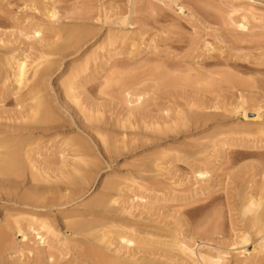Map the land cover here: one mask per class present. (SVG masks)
Here are the masks:
<instances>
[{
  "label": "rangeland",
  "instance_id": "1",
  "mask_svg": "<svg viewBox=\"0 0 264 264\" xmlns=\"http://www.w3.org/2000/svg\"><path fill=\"white\" fill-rule=\"evenodd\" d=\"M22 1L0 0V59L13 57L25 65L20 84L12 79L11 65L0 66V137L14 130L28 137L26 142L30 141L31 145H27L33 149H28L32 151L28 165L32 161V171H37L43 181L36 184V174L30 180L32 171L29 172L27 163L19 180L9 176H4V180L0 175V224L6 226L4 231L8 236L0 264L11 260L15 264H27L28 259L31 263L40 260L39 264H45L30 248L48 249L51 242L53 247L48 252H52L54 264L78 263L84 253L91 255L101 250H95L101 243L94 245L92 240L100 237L93 233L100 231L97 223L102 222L115 223L116 228L133 227L129 234V228L121 226V229L136 242L119 243L122 231L113 226L111 231L107 224L113 236L108 230L104 231L105 235L109 232L113 240L108 236L109 242L104 241L111 246L103 244L107 250L103 246L99 248L108 261L184 264L183 255L171 245L180 240L194 251L204 244L219 246L229 252L230 260L244 258L240 251H245L255 259L261 258L260 263L264 264V255L251 252L259 243L256 236H251L245 246L239 245L238 238L242 227L238 195L248 193L251 183L256 193H264L260 178V171L264 170V0L247 2L255 8L254 14L244 12L235 0H59L57 3L48 0L49 7L47 0H42L37 6L40 12L29 10L30 4ZM44 6L47 11L54 9L57 17L47 20L42 13ZM29 24L45 25L42 43L16 34ZM57 24L62 28H79L84 33L86 30V36L83 34L85 37L76 43L63 42L60 33L54 37ZM114 35L123 37L106 45L107 38ZM44 41L54 44L52 47L58 51L49 44L51 49L46 48ZM2 42L6 43L5 47ZM42 56L44 60L47 58L48 65L52 60L50 67L46 61L42 62ZM43 64L48 67L45 72ZM36 67L44 72L43 76L41 71V75L35 72ZM68 78L81 86L71 92L73 97L65 94L62 87ZM37 86L41 87V95L52 115L48 123H39L40 115L32 112ZM240 106L249 110V119L243 118L241 109H237ZM256 127L262 132L247 136ZM240 129H246L247 134L245 131L241 134ZM68 138L69 144L79 142L87 148L86 164L81 168L83 171L79 168L84 174L79 177L85 178L87 173L88 181L85 178L69 184L66 178L69 173L74 174L73 167L70 168L74 148L62 145ZM60 151L63 154H58ZM201 165L209 171L205 178L192 174L194 167ZM68 171L72 173L65 177L66 185L64 176ZM61 172L64 181L59 179ZM107 185L112 186L111 190L105 188ZM12 193L16 197L40 196L47 203L46 197L53 199H48L51 201L48 207L44 202L43 210L25 209L11 202ZM54 196L58 198V206ZM65 196H71L70 200ZM97 197H105L108 205L104 208L96 205ZM90 200L91 204L87 203ZM13 212L21 215L20 218L25 214L21 218L25 236L12 225ZM42 214L50 218L59 236H44L49 246L46 241L40 243L36 225L32 227L34 230L26 228L32 215V219L43 220ZM2 216L8 218L6 223ZM26 216H29L28 225ZM89 218L96 221L93 226L94 223L98 226L92 231L98 230L90 232L93 234H89L93 237L90 240L87 233L76 234L77 238L69 224L85 219L89 222L79 224H92ZM199 226H204V230L207 226L209 233L203 235L202 229L200 235ZM63 239L70 241L67 247L66 241L61 243ZM142 240L144 245L140 244ZM236 240L238 245H233ZM55 246L59 249L55 250ZM94 260L92 257L90 262L83 261L93 264Z\"/></svg>",
  "mask_w": 264,
  "mask_h": 264
},
{
  "label": "bare ground",
  "instance_id": "2",
  "mask_svg": "<svg viewBox=\"0 0 264 264\" xmlns=\"http://www.w3.org/2000/svg\"><path fill=\"white\" fill-rule=\"evenodd\" d=\"M20 1V0H19ZM42 0H23L22 2H24V3H29L30 5H29V10H36V9H38L37 8V6H38V4H40V2H41ZM50 1H53L54 3H57L59 0H50ZM235 1H237L239 4H240V8H242V10L244 11V12H247L248 14L249 13H253V11H255L254 9L255 8H253L252 7V5H250L249 3H251L250 1H252V0H235ZM247 2H249V3H247ZM47 5H48V7H49V2H48V0H47ZM47 5H45V6H47ZM26 6V5H25ZM40 6V5H39ZM45 6H44V10H42L43 12V15L45 16V18L47 19V20H53V19H55L56 17H57V13L55 12V10L54 9H50L49 11H47L46 9H45ZM23 7H24V5H23ZM28 7V6H27ZM47 8V7H46ZM26 9H28V8H26ZM48 9V8H47ZM39 10V9H38ZM39 12H40V10H39ZM254 14V13H253ZM125 22H126V20H124V24H125ZM52 26L51 27H53L54 25L53 24H51ZM57 25H58V27H57ZM57 25H55L56 27V31L58 32V34H54V35H56V36H54L55 38H57V36L59 37V33L61 34V36H62V39H61V41L63 40V42H67V43H76V42H78L79 40H81V39H83L85 36H86V30H85V33L81 30V29H77V28H69V27H67V28H62V25H60V24H57ZM45 25H43V27H44ZM59 26H61V27H59ZM41 25H39V24H29V25H26L25 27H22V28H20L19 30H17L18 32L16 33L17 35H21V37L23 36L24 38H32V39H36L35 41L37 42V39H38V41L39 42H43V32L45 31V30H47L45 27L43 28ZM242 27H244L243 25H242ZM84 29V28H83ZM51 31V30H50ZM83 34H85V36L84 37H82V35ZM12 35V34H11ZM82 37V38H81ZM120 37V38H119ZM123 36L122 35H118V36H115L114 35V37L112 36H109L108 38H107V40H106V45H111V44H113L117 39H121ZM81 38V39H80ZM3 41V40H2ZM46 41H48V40H46ZM46 41H44V42H46ZM4 43V44H3ZM50 43V42H49ZM49 43H47L46 42V44L45 45H47V44H49ZM3 44V45H2ZM2 47L4 46H6V43L5 42H2ZM50 45V47L52 48V49H54V51L55 50H57V48L55 49V48H53L52 46H54V44H52V46H51V44H49ZM48 46V45H47ZM43 47V46H42ZM44 47H46V46H44ZM49 46L48 47H46V48H50ZM50 48V49H51ZM48 51V50H47ZM52 51L53 50H51V54H52ZM58 51V50H57ZM44 53V52H43ZM44 54H47V52L46 53H44ZM4 57H6V56H4ZM44 57H45V55H44ZM47 59V58H46ZM44 60L43 59V56H42V58H41V60H42V62H45V64L48 62L47 60ZM1 60H3V59H0V61ZM12 61H14L13 63H11ZM49 61H51L52 62V60H49ZM51 62H50V64L48 65V63H47V65L50 67V65H51ZM39 64L41 65L42 63L41 62H39ZM38 64V65H39ZM2 65H6L7 67H9L10 65V67H9V69H11L12 68V79H13V81H14V83H16V84H20V81H21V79L23 78V76H24V72H25V65H24V63L23 62H20L19 60H17V59H15V58H13V57H11V58H9L8 59V57L7 58H5V60H3V61H1V63H0V66H2ZM9 65V66H8ZM38 65H36L37 67H38ZM47 65H45L44 66V64H43V66H42V69H44V72L45 71H47L46 69L48 68L47 67ZM37 67H36V71L35 72H37L38 71V74H40L41 75V73H42V70H38L37 69ZM45 67V68H44ZM2 69V68H1ZM39 71H41V73L39 72ZM43 72V73H44ZM43 73H42V76H43ZM34 75H36V74H34ZM75 82H72V80L70 79L69 80V78L66 80V82H65V84L63 83V86L62 87H64L63 89L65 90V94H71L72 95V97L74 96L73 94L74 93H71V92H75V90H78L81 86H78L79 84H74ZM40 88L41 87H39V86H37L36 87V94H34L33 95V97H32V100L33 101H35V103H34V105H35V108H34V110H32V112H34L35 113V116L38 114V115H40L39 117H40V120H39V118H38V122L39 123H48V121H51L50 119L52 118V115H51V113H49V108L47 107V105H46V100H44L43 99V93H41L42 91H40ZM42 94V95H41ZM128 96V95H127ZM136 98H137V101H139L140 100V96L139 95H137L136 96ZM46 101V102H45ZM34 105H33V107H34ZM33 107H32V109H33ZM238 110L239 109H241V113H242V116H243V118H247L248 117V113L247 112H249V110H247V109H245V108H243V107H241L240 106V108H237ZM253 110V109H252ZM51 111V110H50ZM258 112V111H257ZM34 113H33V117H34ZM253 113V112H252ZM188 115L190 114V112L189 113H187ZM192 114V113H191ZM49 115H51V116H49ZM187 115V116H188ZM186 116V115H185ZM190 116V115H189ZM191 116H193V114L191 115ZM179 117H181V119L184 117L183 115L181 116H179ZM178 117V118H179ZM194 117V116H193ZM255 117V116H254ZM252 118V117H251ZM250 118V119H251ZM256 118V117H255ZM184 119V118H183ZM186 119H187V117H186ZM190 119H194V118H191L190 117ZM190 119H188V120H190ZM195 119H196V116H195ZM194 119V120H195ZM248 119H249V117H248ZM256 119H258V118H256ZM179 121V123L181 122V120H180V118L178 119ZM254 120V119H253ZM178 127V126H177ZM180 127V126H179ZM259 127V126H258ZM253 128V127H252ZM250 129L249 130V128H248V130H247V132L248 131H250L249 133L250 134H248L247 136H249V135H251V134H255V133H257V132H262L263 131V129L261 128V127H259V129L261 128V130L262 131H260L257 127V130H255V129ZM236 130V129H235ZM234 130V133L237 131H235ZM240 131H241V129H240ZM243 131H245L244 133H246L247 134V132H246V129H244ZM243 131H241L242 133L241 134H244L243 133ZM252 131H254V133L252 132ZM29 132V131H28ZM1 133V132H0ZM238 133H239V131H238ZM237 133V134H238ZM262 133H264V131L262 132ZM246 134H245V136H246ZM259 134V133H258ZM239 135H240V133H239ZM241 136V135H240ZM242 136H244V135H242ZM28 138V137H27ZM27 138H25V136L23 135V133L21 134V132H18V131H16V130H14V131H12V132H10V133H8V135H6L5 134V136H1L0 137V175H3V177L4 176H9V177H17V179H18V176H21L20 174L23 172V170H24V168H25V166H26V163H27V168H28V166H30V169L31 170H29V172H31L32 170H33V167L31 168V166H33V165H31L32 164V161H31V164H29L28 165V163H30V159L32 160V157L30 156V153L32 152H30V150L32 149L31 147L29 148V146L27 145V144H29L30 143V141L28 142H26V139ZM224 141V140H223ZM71 141H70V139L68 138V139H66L64 142H62L63 144L62 145H72L71 146V148H74V149H72V152H73V156H72V159H73V162H74V160H75V162L73 163L72 162V164H71V166H70V168L72 169V167H73V169H72V171L74 172V174L72 173V171H68L67 172V174L64 176V178L68 175V173L69 172H71L72 174H70L69 173V176H67L66 178L69 180V184H70V182L71 183H77L78 182V180H83V179H85V180H87L88 181V179H89V177H88V175H87V173H85V175L88 177V179H87V177H79V175L80 176H82L84 173L82 172L83 171V169H81L82 167H83V165L84 164H86V156H88L87 155V148H85L84 146H83V144L82 145H80V144H69ZM224 142H226V141H224ZM224 142H221V143H224ZM234 142V141H233ZM75 143V142H74ZM228 143V142H227ZM240 143V142H239ZM216 144V143H215ZM219 144H220V142H219ZM29 145H31V143L29 144ZM217 145H218V143H217ZM216 145V147H218ZM28 149H30V150H28ZM89 149V148H88ZM222 149V146H220L219 145V150H221ZM33 150V149H32ZM90 150V149H89ZM89 152V151H88ZM58 154H63V151H60ZM32 155V154H31ZM227 156H229V155H227ZM27 157V161L25 160V158ZM31 157V158H30ZM28 158H30V159H28ZM64 159V158H63ZM197 160H199V159H197ZM201 160V159H200ZM29 161V162H28ZM203 161V160H202ZM202 161H200V162H202ZM204 162H205V160H204ZM61 163H63L64 164V161L62 160V162ZM77 163V164H76ZM80 164V165H79ZM62 165V164H61ZM80 167H79V166ZM82 165V166H81ZM156 166V168H157V165H155ZM154 166V167H155ZM76 167V168H75ZM79 168L82 170V171H80L79 170ZM70 169V170H71ZM26 170V169H25ZM80 171V172H79ZM82 172V173H81ZM31 173H33L34 174V176H33V174L31 175ZM30 173V176H32V177H30L31 179L30 180H34V178L37 176V178L38 179H36L35 178V183L37 184V182H39V181H43V179H40L39 177H40V175L37 173V171L36 172H31ZM62 173V174H61ZM60 173V175H61V178H59V179H62L61 181H64L65 179L64 178H62L63 177V172H61ZM208 173H209V171H208V169L206 168V166L205 165H201V167H194V169H193V175H197L198 177H200V178H205V177H207V175H208ZM260 173L262 174V177H260L261 178V181H262V183H264V175H263V173H264V170H262V171H260ZM35 174H36V176H35ZM76 175H77V177H76ZM84 175V176H85ZM1 177V176H0ZM69 177V178H68ZM79 177V178H78ZM41 178H43V176L41 175ZM3 179V178H2ZM22 179V178H21ZM47 179V178H46ZM64 179V180H63ZM66 179V180H67ZM4 180H5V177H4ZM19 180V179H18ZM29 180V181H30ZM64 181L65 183L67 182V184L66 185H68V180L67 181ZM85 180H83V181H85ZM15 181H17L16 179H15ZM32 181H30V182H32ZM45 179H44V183H45ZM82 181V182H83ZM21 182V181H20ZM49 182V178L47 179V181H46V183H48ZM81 182V181H80ZM34 183V182H33ZM39 183H41V182H39ZM251 183V182H250ZM253 183H251V185L249 186V191H248V189H247V192L248 193H246V191H245V193H242V194H239L238 196H239V205H238V207H239V213H238V215H239V218L241 219V224H242V227H241V231H240V233H239V235L240 236H238V238L240 239V244L239 245H243V246H245L250 240H251V236H256V238L259 240V243L257 244V246L256 247H254L253 249H252V253H256L257 252V254H260L261 256H263L264 255V193L262 194V191L261 192H259L260 194H258V193H256V191H255V185H252ZM65 185V184H64ZM82 185V184H81ZM85 185H87V184H85L84 183V186ZM72 186V185H71ZM74 186V185H73ZM80 186V185H79ZM248 187V186H247ZM246 187V188H247ZM82 188V187H81ZM106 189H108V190H111V188H112V186L111 185H107L106 187H105ZM258 188V187H257ZM263 188V187H262ZM81 190V189H80ZM246 190V189H245ZM262 190V189H261ZM11 192V191H10ZM81 192V191H80ZM83 192V191H82ZM110 192V191H109ZM116 192V191H115ZM263 192H264V189H263ZM117 193V192H116ZM12 194H14V193H12ZM65 194V193H64ZM75 194H77V191H76V193ZM263 196H262V195ZM5 196L6 195H8L7 194V192H6V194H4ZM10 195V194H9ZM18 195V194H17ZM69 195V194H68ZM67 195V196H68ZM12 196V195H11ZM43 196V195H42ZM67 196H65V199L67 200V199H69L70 200V197L71 196H69V198H66ZM53 197V196H52ZM57 197V196H56ZM59 197V196H58ZM61 197V196H60ZM143 197V196H142ZM5 198V197H4ZM8 198V197H7ZM12 198V197H11ZM42 198H44V197H42ZM47 198V201L50 203L51 201H49V200H52V199H49V197H46ZM45 198V199H46ZM98 198V197H97ZM111 198V197H110ZM138 197H136V199H137ZM9 199V198H8ZM49 199V200H48ZM54 199H56L55 200V204L57 205H59V203H57L58 202V198H55V196H54ZM61 199V198H60ZM63 199V198H62ZM141 199V198H140ZM43 199H40V196H38L37 198L36 197H34V196H32V195H26V196H22V197H16V194H14V196H13V198H12V201L11 202H14V205H18L19 207L21 206V208L22 207H25V209H26V207H30V208H32V210L33 209H35V210H37V209H41V210H43L46 206L44 205L45 203H47L46 201H42ZM96 200V198H94V199H92V201H95ZM116 200L117 199H115L114 198V203H116ZM142 200V199H141ZM41 201V202H40ZM106 199H105V197L103 198V197H100V198H98L97 199V203L96 202H94L96 205H98V206H106ZM6 202V201H5ZM43 202V203H42ZM61 202H63V201H61ZM112 202V201H111ZM49 203H47V207L48 206H50V205H48ZM87 203H89V204H91V200L89 201V202H87ZM94 203L92 202V204L94 205ZM146 203V202H145ZM53 204V203H52ZM64 204V203H63ZM110 204V203H109ZM113 204V203H112ZM55 205V206H56ZM57 205V206H58ZM108 205V204H107ZM54 206V207H55ZM60 206H61V204H60ZM89 205H87V207H88ZM95 206V205H94ZM53 207V206H52ZM27 208V209H28ZM43 208V209H42ZM93 208H95V207H93ZM101 208V207H100ZM104 208V207H103ZM98 209H99V207H98ZM97 209V210H98ZM96 210V209H95ZM12 211V210H11ZM10 211V212H11ZM18 211H20V210H18ZM31 211V210H30ZM94 211V210H93ZM100 211H101V209H100ZM15 212H17V210L15 211ZM42 212H44V211H42ZM14 213V212H13ZM20 213V212H19ZM23 213H25L24 211H23ZM27 213V212H26ZM35 213V212H34ZM4 214V213H3ZM2 214V215H3ZM15 214L16 213H14V215L13 214H10V215H12L13 217H9L10 215H9V213L7 214L6 213V215H8V217L9 218H13L12 220H11V223H12V225L14 226V228L16 227V229H17V232H22L23 233V231H21L22 229H24L23 228V226H22V224L24 223L23 221L24 220H22L21 218H23L24 217V215H22L23 217H21L20 218V216L21 215H19V214H16V216H15ZM29 214V213H28ZM28 214H26V215H28ZM30 214H32V213H30ZM107 214H109V213H107ZM5 215V216H6ZM17 215H19V216H17ZM44 217H43V220H40V218L38 217V218H36L35 216H34V218H36V219H32L31 217H33V215L30 217V223H29V226L28 227H26L27 229H30V230H32L33 228L32 227H34L35 228V226L34 225H36L37 227H36V229H37V231H40L39 233L37 232L36 233V235H38L39 236V241H40V243L41 244H44L45 243V241H46V236L48 235V234H50V237L52 236L53 238L55 237H59V236H57V229L56 230H54L55 228H53L54 226H52V224H51V222L49 221V219L46 217L45 218V214H42ZM88 215V214H87ZM5 216H2V217H4V218H1V219H4V222L6 223V221L5 220H8V218H5ZM48 216V215H47ZM108 217V216H107ZM26 218H27V216H26ZM25 218V221L27 220V222H25V223H27L26 225H28V218H29V216H28V218L26 219ZM45 218V219H44ZM52 218V217H51ZM87 218V217H86ZM92 218H93V215H92ZM95 218V217H94ZM101 218V217H100ZM24 219V218H23ZM32 219V220H31ZM37 219H39V220H37ZM60 219V218H59ZM64 219V218H63ZM78 219V218H77ZM90 219V221H91V218H89ZM96 219V218H95ZM240 219H239V221H240ZM52 220V219H51ZM66 220V219H65ZM94 220V219H93ZM111 220H113V219H111ZM71 221V220H70ZM73 221V220H72ZM79 222H74V223H83L84 221H86V219L84 220V221H82V222H80V220H78ZM95 221V220H94ZM94 221H91L92 222V224H87L88 226H93V222ZM99 221H100V219H99ZM109 221V220H108ZM3 221H2V223H4ZM23 222V223H22ZM39 222V223H38ZM63 222H64V220H63ZM67 222V221H66ZM73 222H71V224H69L68 222V224L69 225H71V227L69 228V229H71L72 231H73V234H75V236L77 237L78 235H76V234H79L80 235V233H82V234H84V236H85V234L87 233L88 234V237H87V235H86V237L89 239H92L93 237V234L95 235V234H97V235H95V236H100L99 238L98 237H95V239L93 238V244H94V242L95 243H97V242H100L101 243V245L100 246H103V244H105V245H107V247H109V246H111V245H109L110 243H107L106 244V242L109 240V230L111 229V226H113V227H115L116 228V226H117V224L115 225V223L113 224L112 222H108L107 224H109V225H107L108 226V228H110L109 230L106 228L107 226L106 225H104L103 224V222L102 223H100V224H98L97 223V225H99V230L101 231V234H98V233H100V231H98L97 233H93L94 231L96 232L97 230H94V231H92L93 229H96V227L98 228V226L97 225H95L96 223H94V226L93 227H95V228H92L91 226L90 227H88L85 223V225H75ZM86 222H89V221H86ZM90 222V223H91ZM96 222V221H95ZM107 222V221H106ZM116 222V221H115ZM67 223H64V225L65 224H67ZM72 223H73V225H72ZM105 223V222H104ZM110 223H112V224H110ZM117 223V222H116ZM125 223V222H124ZM9 224V223H8ZM8 224H6L8 227H11V226H9ZM121 224V223H120ZM238 224H240V222H238ZM0 225H2V224H0ZM5 225V224H4ZM25 225V224H24ZM25 225V226H26ZM31 225V226H30ZM33 225V226H32ZM115 225V226H114ZM129 225V224H128ZM131 225V224H130ZM66 226H68V225H66ZM110 226V227H109ZM120 226V225H119ZM122 227H123V225H121ZM121 226L120 227H117L116 229H119L120 231H122V234H121V232H120V242L118 241V238L116 239L117 240V243L119 242V243H121L122 241V243H126V245L127 244H132V242L131 241H134V240H131V238H130V236L129 235H126V234H124L123 233V230L122 229H127V228H129V227H127V226H125V227H123L122 229H121ZM4 226L2 225V227H0V259L2 260V256H4L3 255V252L6 250V249H4V246H3V243H6V242H4L5 240H7V239H5L6 237H8L7 235H6V233L5 232H7V231H4V229L6 228V226H5V228H3ZM57 227V226H56ZM100 227H101V229H100ZM200 227V226H199ZM206 228H205V230L203 229L204 228V226L201 228L200 227V229L198 230V232H199V234H200V232L202 231V229H203V232L202 233H204L203 235H205V234H207V233H209V232H207V229H208V227L207 226H205ZM13 228V227H12ZM32 228V229H31ZM90 228H92V229H90ZM106 228V229H105ZM114 228V229H115ZM131 228H133V227H130L129 228V230H128V232H127V234H129V232H130V229ZM68 228H66V230H67ZM68 229V230H69ZM238 229H240V228H238ZM237 229V230H238ZM6 230H8V228L6 229ZM34 230V229H33ZM70 230V231H71ZM109 231L108 233H107V237H106V233L104 232V231ZM132 230V229H131ZM209 230H210V232L212 231L211 230V228H209ZM208 230V231H209ZM29 231V230H28ZM36 231V230H35ZM35 231H33V232H35ZM42 231H43V233H42ZM57 233H56V232ZM111 231H112V229H111ZM114 231V230H113ZM116 231V230H115ZM126 231V230H125ZM133 231H134V229H133ZM215 231V230H214ZM26 231H24V233H23V235L25 234L26 235V233H25ZM90 232H92V233H90ZM118 232V233H119ZM136 232V231H135ZM5 233V234H4ZM18 233V234H19ZM56 233V234H55ZM213 233V232H212ZM72 234V235H73ZM81 234V237L83 236ZM89 234L90 235H92L91 237H89ZM110 234H112V232H110ZM215 234V233H214ZM9 235V234H8ZM24 235V236H25ZM114 235H118V234H114ZM118 235V236H119ZM193 235V234H192ZM201 235V234H200ZM211 235V234H210ZM6 236V237H5ZM46 238H45V237ZM74 236V235H73ZM112 236H113V234H112ZM112 236L110 237L111 239H112ZM132 236V235H131ZM198 236V235H197ZM10 237V236H9ZM23 237V236H22ZM35 237V236H34ZM33 237V238H34ZM49 237V236H48ZM62 237H65V236H62ZM62 237H61V239H62ZM67 237V239L69 240V237L68 236H66ZM116 237V236H115ZM133 237V236H132ZM176 237V236H175ZM177 237H178V235H177ZM73 238V237H72ZM78 238V237H77ZM76 238V239H77ZM80 238V237H79ZM83 238V237H82ZM96 238H98V239H96ZM192 238V237H191ZM237 238V239H238ZM70 239H71V236H70ZM89 239V240H90ZM107 240L106 242L104 241V240ZM133 239H134V237H133ZM146 239V238H145ZM173 239V238H172ZM177 238H175V240H176ZM235 239V238H234ZM54 240V239H53ZM67 240V241H68ZM74 238H73V240H71L72 242H74ZM82 240V239H81ZM81 240H79L78 239V241H81ZM113 240V239H112ZM52 241V240H51ZM57 242L59 241V243H60V239L58 240H56ZM66 241V240H65ZM65 241H64V239H63V241H61V243L62 244H64L65 243ZM66 241V243L64 244L65 246H66V244L67 243H69V242H67ZM77 241V240H76ZM103 241L105 242V243H103ZM137 241V240H136ZM37 242V241H36ZM50 242V241H49ZM89 242V241H88ZM91 242V241H90ZM109 242V241H108ZM111 242V241H110ZM115 242V241H114ZM135 242V241H134ZM236 242L237 243H235L234 242V244L233 245H238V241L236 240ZM99 243V244H100ZM136 243V242H135ZM143 244V240H142V242H140V244ZM37 244H38V242H37ZM46 244L48 245V241H46ZM50 244V243H49ZM57 244V243H56ZM89 244V243H88ZM88 244L87 245H85V246H88ZM90 244H92V243H90ZM112 244V243H111ZM134 244V243H133ZM137 244H139L138 242H137ZM145 244V243H144ZM143 244V245H144ZM202 244V243H201ZM253 244V243H252ZM251 244V245H252ZM51 246H49V248L47 249V248H45L46 250H47V252L45 251V252H43L45 249H40V250H38V248H36V249H32V248H30V252H33V251H35V252H37L36 253V255H40L41 257H39V258H41L42 260H44L46 263H51V264H54V260H53V258H52V256H51V254H52V252L51 253H49L48 251H51L52 249H51V247H53V244H52V242H51V244H50ZM64 245H62V246H64ZM68 245V244H67ZM95 245V244H94ZM171 245H172V247L174 246V247H176L177 248V250L179 251V253H180V255H183V259H182V261L184 262V264H261L260 263V261H261V258H259V259H255L254 258V256H253V254H246V252L245 251H240V254L242 255H244V258H242V259H238V258H235L234 260H230L229 258H228V255H229V252H225L221 247H219V246H214V247H212V246H207L206 244H204V246H201V247H199V250L198 251H194L193 249H192V247H191V245H189L188 243H186V242H184V241H180V240H176V241H173V243H171ZM47 246V247H48ZM59 246V245H58ZM100 246H98V248H97V246H96V248H95V250L96 249H101L102 250V248H99ZM139 246V245H138ZM138 246H137V248H138ZM199 246V245H198ZM253 246V245H252ZM10 247H12V246H10ZM56 247V246H55ZM54 247V249L56 250V249H59V247H56L55 248ZM67 247V246H66ZM91 246H89L88 248H90ZM104 247V246H103ZM106 247V246H105ZM104 247V248H105ZM106 247V248H107ZM141 247V246H140ZM74 248H76V247H74ZM93 248V249H94ZM105 248V250H107ZM205 248V249H204ZM7 249H8V247H7ZM27 249V248H26ZM49 249H51V250H49ZM53 249V250H54ZM78 249V248H77ZM85 248H83V250H84ZM93 249H91L92 250V252H95V250L93 251ZM204 249V250H203ZM243 249V248H242ZM12 250V249H11ZM29 250V249H28ZM33 250V251H32ZM80 250H81V248L79 249V250H77L78 252H77V254L78 253H80ZM82 250V251H83ZM87 250H89V249H87L86 248V251ZM99 250H97V251H99ZM100 250V251H101ZM143 250V249H142ZM146 250H148V249H146ZM145 250V251H146ZM226 250V249H225ZM228 250L229 251H233L232 249H229L228 248ZM227 250V251H228ZM258 250V251H257ZM10 251V250H9ZM95 252L94 254L92 253L91 255L89 254V252H88V254L90 255L89 256V259H91L92 260V257H95V262L97 261V264H123V263H121V262H119V261H114V259H113V261H111L110 259V261H108L107 259H106V256H105V254H103L102 252ZM151 251V250H150ZM22 252V251H21ZM91 252V251H90ZM105 252H107V251H105ZM250 252V251H249ZM5 253V252H4ZM6 253H8V252H6ZM11 253V252H10ZM76 253V252H75ZM239 253V252H238ZM248 253V252H247ZM29 254V253H28ZM74 254V253H73ZM85 255H83V256H81L80 257V259H81V261H78V263H72V264H87V262L89 261V259H88V261H87V256H88V254H86V253H84ZM245 254L247 255V256H245ZM25 255V254H24ZM53 255V254H52ZM81 255V254H80ZM79 255V256H80ZM235 255V254H234ZM118 256V255H117ZM54 257V256H53ZM76 257V256H75ZM91 257V258H90ZM114 257V256H113ZM116 257V256H115ZM114 257V258H115ZM119 257V256H118ZM117 257V258H118ZM121 257V256H120ZM77 259H78V257H76ZM117 258H115V260H117ZM124 258V257H123ZM185 258H187V259H189L190 260V262L188 263V262H186V260L187 259H185ZM194 258V259H193ZM86 260L87 262H84L83 260ZM119 259V258H118ZM142 259V258H141ZM146 259V258H145ZM144 259V260H145ZM70 260V259H69ZM127 260V259H126ZM143 260V259H142ZM93 261V264L95 263ZM128 261V260H127ZM90 262V261H89ZM138 262V261H137ZM144 262V261H143ZM8 264H15V261H13V260H11V261H8L7 262ZM40 263V260H35V262H33V263H31V261L28 259V262H27V264H39ZM45 263V264H46ZM49 263V264H50ZM129 263V262H128ZM133 263V262H132ZM146 263V262H145ZM89 264V263H88ZM138 264V263H137ZM141 264V263H140ZM144 264V263H143ZM151 264V263H150Z\"/></svg>",
  "mask_w": 264,
  "mask_h": 264
}]
</instances>
